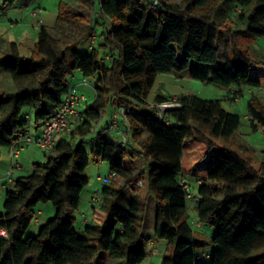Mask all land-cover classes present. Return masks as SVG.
<instances>
[{
  "label": "trees",
  "instance_id": "1",
  "mask_svg": "<svg viewBox=\"0 0 264 264\" xmlns=\"http://www.w3.org/2000/svg\"><path fill=\"white\" fill-rule=\"evenodd\" d=\"M57 13L55 35L41 26L30 57L10 45L3 72L16 91L0 94V158L20 133L42 130L57 113L74 73L97 77L93 103L44 162L6 188L0 264H143L151 241L171 250L161 264H264V161L256 168L254 151L226 142L240 116L221 100L191 93L178 95L181 107L164 113L152 103L175 97L156 93L149 102L161 74L235 87L236 98L264 87V48L239 46L241 39H264V0H60ZM67 29L80 40L56 36ZM84 42L88 50L81 52ZM123 109L126 148L104 135L111 121L94 132L104 113ZM248 119L252 131H264V102L255 95ZM90 139L91 158L84 148ZM91 162H106L113 177L92 206L96 221L77 228ZM184 182L197 185L190 199L197 229ZM148 197L156 211L152 238L144 233ZM48 203L55 215L27 235L39 205Z\"/></svg>",
  "mask_w": 264,
  "mask_h": 264
},
{
  "label": "rangeland",
  "instance_id": "2",
  "mask_svg": "<svg viewBox=\"0 0 264 264\" xmlns=\"http://www.w3.org/2000/svg\"><path fill=\"white\" fill-rule=\"evenodd\" d=\"M44 1V3H43ZM41 5L42 10L41 13L44 16L45 14H48V17H52L50 13L53 15H56L57 17V8H58V2L60 0H43ZM67 1V0H64ZM172 2H178V0H172ZM18 5V2H16L12 6H7L6 15L3 17H0V94L2 93H14L16 91L14 83L11 79V77L3 72V68L7 64V57L9 56L10 51V45L13 42H16L21 49V55L28 54L29 50L33 48L35 43L37 42L38 37V31L34 29V25L38 20V17L30 16V11L26 9L18 10L16 7ZM12 7V8H11ZM99 8V6H98ZM57 18H53V24L56 22ZM12 21L16 22L18 21V24H16L13 28H11ZM44 24V23H43ZM48 26V31L55 35V30L52 28L53 25H48L49 23H46ZM74 31L67 29L66 31L62 32L61 34H57L56 36L59 37L62 41H69V42H78L80 40V37L77 33H73ZM84 45L81 46V52H85L88 50V45H85L86 42L83 43ZM239 46L242 50H246L247 47H255L258 49L264 48V39L258 40V41H251L248 39H241L239 41ZM97 82V77L94 78H85L81 73L76 72L70 78L68 79V84L72 86H83V90L88 92V90L92 91V93L89 95V97H85L84 103L82 106L79 107L78 111L84 112L88 105H91L93 103L94 98V85ZM3 84V85H1ZM85 85V86H84ZM237 91V88L230 87V88H224L219 87L214 84H206L198 80H194L192 78L187 77L184 74H161L158 76L156 85L154 89L151 92V95L149 96V102H153V98L156 93L158 95L169 97L171 96L175 97V100H177V96L179 94H194L197 95L200 98L206 99V100H221L222 105L226 111L229 113H235L238 114L241 118V126L239 130L236 132V134L227 140L228 146L233 149H241V146L248 148L247 153L249 155L253 154V151L256 155V161L259 158V154L264 151V131H252L250 127V122L248 119V103L249 100L253 95L258 97L262 102H264V87L259 89H244L243 96H239L236 98L235 92ZM85 96V95H84ZM116 113H119V111H115ZM107 113H104V116L102 118H105L107 116ZM110 121L112 123L113 119V113L111 112L109 115ZM80 119L76 120L75 125L78 123ZM122 130H125L122 127ZM111 126V125H110ZM31 131H34V127L30 129ZM33 133V132H31ZM109 139L113 142H117L120 140V136L114 131L110 132V135L108 136ZM93 143L92 140H86L84 143V148L86 149L88 155L91 158V147ZM25 152H22V154L19 156L18 161L22 165L23 171H21L19 174L22 176H27L31 174L33 170V164L35 162H44L46 160V154H49V151H45L37 147L36 145H24ZM252 149V151H251ZM33 151V153L31 152ZM219 151V149L216 150V153ZM246 152V151H245ZM248 156V155H247ZM254 161V163H256ZM4 163L0 162V174L2 173V170L4 168ZM256 165V164H255ZM258 168V165L255 166ZM15 173V178H16ZM109 174V165L106 162H102L100 164H96L91 162L90 166L84 173V178H86L89 181L88 186L86 187L83 196H82V204L80 207V213H82L86 200H88L91 197V194H94V192H99L101 196V191L103 189V185L98 181V178H104ZM18 177V176H17ZM191 184V189L193 193V197L196 194L197 191V185L195 183L189 182ZM145 195V193H144ZM147 195V194H146ZM150 198V197H148ZM3 204L0 203V210L2 209ZM187 207L189 210L190 215V222L192 224V227L194 229L196 228L198 216H197V210L196 205L193 200L188 199L187 200ZM39 208L43 211L44 214L39 215L37 217V220L40 222V225L46 223L49 218L53 217L56 213V210L54 206L51 203L48 204H41L39 205ZM81 216L78 214V225L77 228H80L81 223L80 219ZM89 218L91 216L89 215ZM39 223L34 222L30 229L27 232V235L30 234H37L39 227ZM148 256L143 264H161L162 259L165 256H171V250L166 247L164 243L160 244H149L147 247ZM116 262H111L110 264H115Z\"/></svg>",
  "mask_w": 264,
  "mask_h": 264
},
{
  "label": "built area",
  "instance_id": "3",
  "mask_svg": "<svg viewBox=\"0 0 264 264\" xmlns=\"http://www.w3.org/2000/svg\"><path fill=\"white\" fill-rule=\"evenodd\" d=\"M42 26L41 23H37L36 29H39ZM74 33V32H73ZM95 39L90 44L89 49L95 45ZM85 86V85H84ZM81 87L80 86H72L61 106V108L55 113L44 125L42 132L40 135H35L31 132H24L19 134L18 140L12 144V146L9 148L10 153V171L8 172L6 179L8 182H12L13 175L16 170L21 169V164L18 161V158L22 151L24 150V145H36L42 150L49 151L51 150L57 142L63 138L67 137L72 130L75 127V122L78 119H82L81 112L78 111L79 107L82 105V103L85 100V96L81 93ZM152 106L159 109L163 113L166 110L170 109H177L180 108L181 105L177 100L172 99L169 102H165L160 105H156L152 103ZM127 111L125 109L119 111V113L113 114L112 123L110 126L111 131H115L121 138L119 140V144L121 147L126 148L130 144L129 139V132L122 130L120 121L126 120ZM102 118L95 124L94 132H97L100 124H101ZM113 177V174H108L104 178H98V181L103 185H108L111 178ZM184 188L189 193L188 198H193V193L190 190V187L187 186V184L184 182ZM100 200V193L96 192L93 195L91 206L97 204ZM40 214L38 213V216ZM89 212H84L81 214V225H86L89 223ZM38 223L39 221L36 219L35 221ZM199 226V225H197ZM200 227V226H199ZM2 236H6L5 232H1Z\"/></svg>",
  "mask_w": 264,
  "mask_h": 264
},
{
  "label": "crops",
  "instance_id": "4",
  "mask_svg": "<svg viewBox=\"0 0 264 264\" xmlns=\"http://www.w3.org/2000/svg\"><path fill=\"white\" fill-rule=\"evenodd\" d=\"M42 1L43 0H18V5H17V9L18 10H22V9H26V10H29L30 11V16H33V17H38V20L37 22L35 23V25L33 26L35 30L38 31L39 33V29H36V25L37 23H41L42 26L48 28L47 24L46 23H49L48 25H53L52 28H56L57 26V19H56V22H54V24L52 23L53 22V18H57L56 15H53L52 13H50V15L52 17H48V14L46 15H42L41 11L42 10H38V9H41V5L40 3L42 4ZM44 3V1H43ZM58 6V5H57ZM13 7V6H12ZM11 7V8H12ZM0 9H1V13H0V17L1 16H5L6 15V10H7V6H4L3 4V0H0ZM44 23V24H43ZM0 24H2L0 22ZM16 24H18V21H12V24H11V28H13ZM16 43V42H15ZM31 50L32 48L29 50L28 54L26 55H21V56H24V57H30L31 55ZM19 51H20V54H21V49L19 48ZM3 85V84H1ZM83 86H81V93L83 95H85V97H89V95L92 93V91L88 90V92L84 91L83 89ZM91 93H90V92ZM173 95V94H171ZM170 95V97H171ZM177 95V94H175ZM174 95V96H175ZM180 95V94H179ZM173 96V97H174ZM86 103V102H84ZM83 104V103H82ZM82 106V105H81ZM82 113V111H81ZM110 112L107 113V116L105 118H102V121H101V124H100V128H103L106 124H108L110 122ZM33 127V126H32ZM122 127L125 129V124H122ZM31 129V128H30ZM35 129V127H34ZM31 131V130H30ZM33 132V134H36V135H40L42 130H39V131H36V129L34 131H31ZM110 132L111 130H109L108 133H105L104 135L106 136H109L110 135ZM114 132V131H113ZM26 149H24L22 152H25ZM33 153V151H31ZM264 152V151H263ZM263 152L261 153H258L259 154V158L258 160L256 161V163H254V166H257L258 165V168L259 166L261 165V163L264 161V155H263ZM22 154V153H21ZM20 154V155H21ZM0 162L4 163V168L2 170V173L0 174V203L3 204V200H4V196H5V191H6V188L9 186L10 182H8V180L6 179V176L8 174V172L10 171V166H11V163H10V153H9V148L8 149H4L2 151V155H1V158H0ZM256 164V165H255ZM21 171H23V168H22V165H21V169L20 170H16L14 172V175H13V179H15V173H18L16 174L18 177H20L21 175L19 174ZM16 176V178H17ZM23 176V175H22ZM190 180V179H189ZM95 193V192H94ZM93 195L94 194H91V197L86 200V203H85V206H84V209L82 210L84 212H89L90 213V216L91 218H89V223L95 218H96V215L93 214V211H92V206H91V201H92V198H93ZM148 209H147V214H146V222H145V228H144V233H145V236L147 238H152L154 236V230H155V223H156V211H155V202H154V199L152 197L148 198ZM2 210V209H1ZM0 210V211H1ZM38 213L40 215L44 214L43 211L39 208L38 210ZM96 221V220H95ZM39 225H40V222H38ZM151 244H155L153 241L150 242V245Z\"/></svg>",
  "mask_w": 264,
  "mask_h": 264
}]
</instances>
